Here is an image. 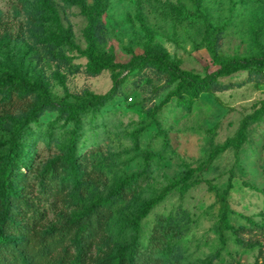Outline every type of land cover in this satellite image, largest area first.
I'll list each match as a JSON object with an SVG mask.
<instances>
[{
	"label": "rangeland",
	"instance_id": "1",
	"mask_svg": "<svg viewBox=\"0 0 264 264\" xmlns=\"http://www.w3.org/2000/svg\"><path fill=\"white\" fill-rule=\"evenodd\" d=\"M90 25L66 0H0V76L33 86L27 108L0 115V139L21 126L26 166L10 203L18 240L35 239L34 258L58 264L88 242L82 264H112L115 250L142 248L123 264H264V114L243 138L206 157L240 122L264 108V69L219 76L189 104L173 91L153 53L206 75L219 57L264 59V0H81ZM107 66L95 70L86 54ZM145 56V59L140 57ZM105 98L73 123L64 102ZM50 104L46 105L43 100ZM191 170L188 177L186 173ZM139 173L128 191L111 194ZM188 183L183 192L175 187ZM136 231L120 228L156 198ZM94 198L103 203L82 215ZM229 227H232L231 230Z\"/></svg>",
	"mask_w": 264,
	"mask_h": 264
},
{
	"label": "trees",
	"instance_id": "2",
	"mask_svg": "<svg viewBox=\"0 0 264 264\" xmlns=\"http://www.w3.org/2000/svg\"><path fill=\"white\" fill-rule=\"evenodd\" d=\"M70 4H77L81 7L83 14L88 19V25L91 24L94 15L98 13L97 5H94L90 10L86 9L81 0H66ZM86 54L90 66L99 70L107 65L101 61H98L93 54V47L89 32L85 33ZM217 66L206 75H199L195 72L178 68L175 65H170L164 59V56L160 53H153L156 64H162L164 66V73L169 82L173 83V91L182 100V103L189 104L200 92L207 91L215 79L219 76L227 75L234 71L245 70L247 72H260L264 69V59H246L237 57H226L222 58L216 54H212ZM145 59V56L140 57ZM33 89V86L26 83L21 77L18 76H6L5 78L0 76V115L8 113L11 108H27V100L24 95L27 91ZM105 98L93 97L88 100L82 101H68L64 102L61 109L67 113V117L73 123V128L70 131L67 138V148H72L74 139L73 131L80 124L79 115L87 108L101 104ZM43 102L48 105L50 101L44 99ZM34 109H31L25 114L24 123L12 129L9 132L7 138L0 139V264H40L43 263L41 258L31 257L32 252L35 250V239L29 235H25L22 241L18 240V233H21L24 225H21L16 219L14 211L10 210V203L12 199L17 195L18 182L22 175L21 167L26 166V143L22 138L25 132L26 122L34 121L35 116L33 115ZM264 114V108L254 110L246 119L240 122V125L236 129L235 135L232 138H225L220 144L214 145L206 160H209L214 154L222 151L226 147L236 146L243 138V128L247 124V121H256ZM1 118V116H0ZM191 170H188L186 177L189 176ZM139 173H131L130 175L123 176L116 184L112 187L111 194H120L128 191L129 184L131 181L138 177ZM170 186L175 187L178 192H183L188 187V183H182L176 185L172 183ZM166 187L156 198L145 201L137 214L133 217H119L120 228H130L133 231L137 230L139 219L147 213L153 203L161 196ZM104 200L101 198H94L82 211V215H85L92 211V209L103 203ZM231 230L232 227H229ZM83 229V223L80 225V230L74 234V239L77 243V251L74 255L62 254L58 260V264H82V258L89 249L88 242H80L79 234ZM142 250L141 247L135 244V238L132 237L130 245L127 250L123 246H118L115 250L112 264H123L125 260L127 262L132 261L133 255L137 254Z\"/></svg>",
	"mask_w": 264,
	"mask_h": 264
}]
</instances>
